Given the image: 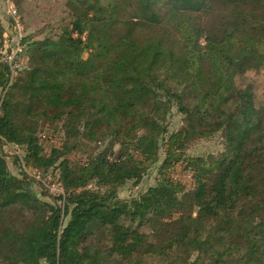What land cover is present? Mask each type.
Wrapping results in <instances>:
<instances>
[{"label": "trees", "instance_id": "obj_1", "mask_svg": "<svg viewBox=\"0 0 264 264\" xmlns=\"http://www.w3.org/2000/svg\"><path fill=\"white\" fill-rule=\"evenodd\" d=\"M67 8L57 33L23 37L17 70L0 22V264H264V98L247 77L264 71V0ZM216 136L217 153L187 152Z\"/></svg>", "mask_w": 264, "mask_h": 264}, {"label": "rangeland", "instance_id": "obj_2", "mask_svg": "<svg viewBox=\"0 0 264 264\" xmlns=\"http://www.w3.org/2000/svg\"><path fill=\"white\" fill-rule=\"evenodd\" d=\"M67 13V0H0V22L4 26L5 37L2 59L9 61L14 68H16L15 70H17V68H23L26 64L24 46L20 44L21 40L24 39L23 37L29 36L34 40H42L49 34L52 35L57 33L59 30L57 28L63 25V18L67 16ZM84 56L87 55L85 54ZM247 77H250V79L255 82L257 86V95L259 98L263 99L264 71L249 72ZM170 122V128L176 129L181 125V117L176 114ZM220 142L221 138L217 136L212 139H202L192 144L187 152L192 155L217 153L222 149V144ZM1 149L9 163L10 171L14 175H19L21 165L17 163L16 160V155L19 151L17 152L7 145H3ZM71 156H74V154ZM29 172L30 174H34L31 171ZM172 176L182 180L187 185L191 183L190 174L183 170L182 167L176 168ZM153 177H155V171L149 176H146L144 182L137 187L133 186L132 183L125 185L120 190L119 195L122 198H131L137 195L151 183ZM38 180L44 182L45 187L49 188V193L60 194L63 191L60 184L54 182L53 177L48 178L50 183H47L45 178H39ZM34 188L36 193L43 190L38 185ZM41 198L49 201L51 200L48 195H43Z\"/></svg>", "mask_w": 264, "mask_h": 264}, {"label": "built area", "instance_id": "obj_3", "mask_svg": "<svg viewBox=\"0 0 264 264\" xmlns=\"http://www.w3.org/2000/svg\"><path fill=\"white\" fill-rule=\"evenodd\" d=\"M10 1V0H9ZM14 13H15V11H14Z\"/></svg>", "mask_w": 264, "mask_h": 264}]
</instances>
